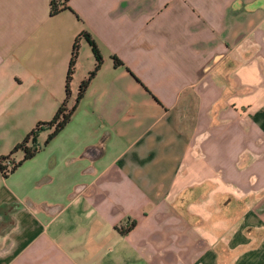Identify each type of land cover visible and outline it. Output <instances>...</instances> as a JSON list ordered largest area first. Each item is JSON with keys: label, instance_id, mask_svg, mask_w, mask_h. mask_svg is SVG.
I'll return each instance as SVG.
<instances>
[{"label": "crops", "instance_id": "0c3cea01", "mask_svg": "<svg viewBox=\"0 0 264 264\" xmlns=\"http://www.w3.org/2000/svg\"><path fill=\"white\" fill-rule=\"evenodd\" d=\"M51 3L0 0V156L37 124L41 149L77 45L57 174L0 172V264H264V0ZM204 180L190 223L172 202ZM219 193L247 198L238 219L213 218Z\"/></svg>", "mask_w": 264, "mask_h": 264}, {"label": "trees", "instance_id": "16d2710c", "mask_svg": "<svg viewBox=\"0 0 264 264\" xmlns=\"http://www.w3.org/2000/svg\"><path fill=\"white\" fill-rule=\"evenodd\" d=\"M58 10H59V6L55 3V0H52L50 13L54 14ZM86 37L88 39V42L91 45L92 51L96 59V63H95L94 69L88 74V76L84 80L80 82V85L78 88L77 99H79L82 96L91 77L93 76V74L96 72V70L99 68L101 64V55L99 54L95 43L93 42V40L90 39L88 34H86ZM76 55H77V45L74 44L70 58H69L68 67L66 71V77H65V95L66 96L64 100L61 102L58 109L56 110L55 114L52 116V118L47 122H40V123H46L50 126H53V129L48 133L45 141L43 142V145H46V143L66 125V123L70 119L72 112L74 111L76 107V103H74L69 108L66 106L67 97L69 95L70 80H71L72 72L74 70ZM115 62L118 64H122V62H120L117 59H115ZM235 64L236 62L233 60H229L228 62L225 61L219 65L218 69L220 70V72H225V71L230 70L231 67H234ZM38 130H39V124H37L36 127L32 129L31 132L27 133L22 139V141L13 147V149L10 151L9 154L0 156V172L2 173V175L6 176L8 173L13 172L23 161L34 156V154L39 149L34 146L36 142L35 135L38 132ZM29 139H31L32 141V147L26 146L25 144L27 143ZM19 148L23 150L22 158L18 161H10L9 156ZM6 160H9L8 162V164L10 165L9 168L7 165L2 164L1 162V161L6 162ZM213 185H214L213 182H211L210 180H204L203 182L199 184L185 187L177 194L176 198L172 202L173 210L176 213L184 216L188 222L197 223L200 220L199 216L189 213L186 209V205L204 196L206 192L213 187ZM216 199H217V203L219 205L220 210L218 213L213 215V218L229 217L235 220L240 217V215L246 208V205H245L246 199H247L246 197L234 198L233 195L229 193H219Z\"/></svg>", "mask_w": 264, "mask_h": 264}, {"label": "rangeland", "instance_id": "374dc122", "mask_svg": "<svg viewBox=\"0 0 264 264\" xmlns=\"http://www.w3.org/2000/svg\"><path fill=\"white\" fill-rule=\"evenodd\" d=\"M48 129L40 132L37 137V145H41V149L37 151L34 157L24 161L21 166L16 168V171L13 173H8V186L13 188L17 187L19 190H23L24 186L27 185L33 179H40L42 177L57 174V169L59 164L52 163V154L51 150L63 140V134L58 135L53 139V144L49 143L48 145H43V140H45ZM21 134L11 133V138H18ZM52 144V145H51ZM44 146V147H43ZM23 151L19 150L16 152L15 156L17 159H20ZM9 168V164L7 165ZM61 166V165H60Z\"/></svg>", "mask_w": 264, "mask_h": 264}, {"label": "flooded vegetation", "instance_id": "af4514ba", "mask_svg": "<svg viewBox=\"0 0 264 264\" xmlns=\"http://www.w3.org/2000/svg\"><path fill=\"white\" fill-rule=\"evenodd\" d=\"M6 162H9V160H6Z\"/></svg>", "mask_w": 264, "mask_h": 264}]
</instances>
